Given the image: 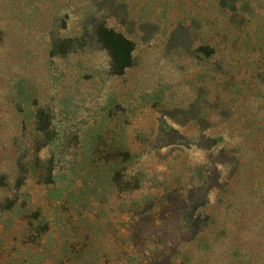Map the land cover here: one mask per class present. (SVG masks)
Instances as JSON below:
<instances>
[{
    "label": "rangeland",
    "instance_id": "374dc122",
    "mask_svg": "<svg viewBox=\"0 0 264 264\" xmlns=\"http://www.w3.org/2000/svg\"><path fill=\"white\" fill-rule=\"evenodd\" d=\"M214 1L0 0V264H264L258 55L196 54Z\"/></svg>",
    "mask_w": 264,
    "mask_h": 264
},
{
    "label": "trees",
    "instance_id": "16d2710c",
    "mask_svg": "<svg viewBox=\"0 0 264 264\" xmlns=\"http://www.w3.org/2000/svg\"><path fill=\"white\" fill-rule=\"evenodd\" d=\"M92 1L98 7L102 2V5L109 10L110 17L117 18L121 15L122 19H124L128 14L123 2L124 0ZM212 11L213 13L210 17L212 34L208 38L210 43L206 46V49L198 46L196 48V54L199 55L202 50H205L204 55L206 57H212L216 54V47L225 43L231 44L232 46H244L245 48L241 57L255 52L258 55V60L255 61L257 67L251 73L255 71L256 80L255 82H245V87L247 90H250L254 86H258L259 88L256 89L260 94H264V0H215L212 4ZM104 25V23L100 24L98 32L104 36L105 49L108 50L106 41L109 39L112 42L125 45L126 52L124 59H126V63L123 65V68H128L132 58V51L134 50L133 41L119 32L107 29ZM191 37L195 39L196 34L192 33ZM70 42V38L65 39V43L70 44ZM230 56H232V53H230ZM218 67L219 69L222 68L221 65ZM222 74L227 79L225 83L231 89L243 83V81L235 78V75L230 70ZM261 108L264 109V100L261 102Z\"/></svg>",
    "mask_w": 264,
    "mask_h": 264
}]
</instances>
